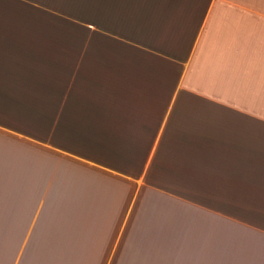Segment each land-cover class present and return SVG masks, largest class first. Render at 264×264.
<instances>
[{
  "label": "crops",
  "instance_id": "0c3cea01",
  "mask_svg": "<svg viewBox=\"0 0 264 264\" xmlns=\"http://www.w3.org/2000/svg\"><path fill=\"white\" fill-rule=\"evenodd\" d=\"M0 264H264V0H0Z\"/></svg>",
  "mask_w": 264,
  "mask_h": 264
},
{
  "label": "rangeland",
  "instance_id": "374dc122",
  "mask_svg": "<svg viewBox=\"0 0 264 264\" xmlns=\"http://www.w3.org/2000/svg\"><path fill=\"white\" fill-rule=\"evenodd\" d=\"M247 195V194H245ZM233 200H234V203L237 202V206H238V209L243 211L246 209V206L247 205H244L242 202H241V199L244 200L243 198H241V196L237 193H234V195L231 197ZM220 200H223V198H219ZM249 199L251 200L250 196H249Z\"/></svg>",
  "mask_w": 264,
  "mask_h": 264
}]
</instances>
